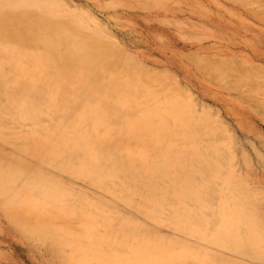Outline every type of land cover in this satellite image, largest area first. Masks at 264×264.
<instances>
[{
  "label": "bare ground",
  "instance_id": "1",
  "mask_svg": "<svg viewBox=\"0 0 264 264\" xmlns=\"http://www.w3.org/2000/svg\"><path fill=\"white\" fill-rule=\"evenodd\" d=\"M9 9L0 8V201L24 210L21 227L58 237L79 264H264V210L209 112L161 91L145 103L137 82L110 88L102 75L94 86L89 68L103 66L90 57L67 80L53 59L70 50L78 61L85 45L27 36L40 21ZM33 38L45 48L37 57L24 46Z\"/></svg>",
  "mask_w": 264,
  "mask_h": 264
},
{
  "label": "rangeland",
  "instance_id": "2",
  "mask_svg": "<svg viewBox=\"0 0 264 264\" xmlns=\"http://www.w3.org/2000/svg\"><path fill=\"white\" fill-rule=\"evenodd\" d=\"M10 2L0 0V8L40 21L27 36L85 45L87 53L78 61L70 50L53 59L51 68H65L67 80L90 57L103 66L89 68L90 74L98 71L91 82L102 75L110 88L137 82L145 103L161 91L208 111L222 133L217 144L264 210V0H24L17 7ZM29 42L24 46L30 54L45 51L37 38ZM6 199L0 201V264H79V251L60 248L58 237L21 227L24 210Z\"/></svg>",
  "mask_w": 264,
  "mask_h": 264
}]
</instances>
